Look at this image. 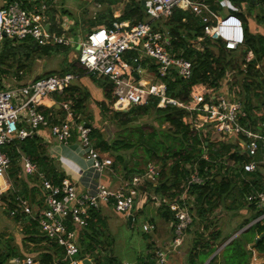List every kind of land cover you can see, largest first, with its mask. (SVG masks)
Wrapping results in <instances>:
<instances>
[{
  "label": "built area",
  "instance_id": "2783aa9c",
  "mask_svg": "<svg viewBox=\"0 0 264 264\" xmlns=\"http://www.w3.org/2000/svg\"><path fill=\"white\" fill-rule=\"evenodd\" d=\"M39 3L28 6L25 0H3L0 4V44L6 36L14 39L32 38L41 44L80 43L78 66L96 76H105L113 83L115 97L110 103L111 110L148 103L153 98L157 99L156 104L159 106L169 103L183 106L189 110L184 120L190 122L193 129L211 128L217 131L219 138L234 137L240 153L250 155V158L242 161L246 170L264 168L261 166L264 161V127L258 128V125L256 127V124L243 120L248 114L244 101L231 94L229 85L195 82L184 98L169 92V79L177 75L191 76L193 60L169 48L172 44L170 29L159 24L179 5L192 10L203 23L204 31L198 35L200 39L209 35L223 40L230 49H238L246 42V23L238 11L243 5L233 0H223L227 8L218 11L205 0H145L143 6L147 18L131 20L119 18L116 14L111 24L99 23L90 28L86 35H74L69 31L75 22L74 18L57 13L55 20L59 27L53 26L48 12L49 4L43 1ZM254 55V49L249 48L246 57L250 59ZM80 75L78 69H69L23 82H9L5 75H0V194L11 185L8 173L11 157L4 145L38 132L44 124L49 125L66 146L70 145L74 135L77 137L78 147L92 160L88 168H92L93 175H101L113 163L112 152L103 151L94 144L92 124H86L84 119H76L70 101H63L68 110L67 116L53 122L39 107L45 104L47 95L63 91ZM22 156L26 170L39 172L45 196L43 203L34 204L28 196L19 193L18 204L39 221L41 229L50 239L63 245L65 256L71 264H86L84 257L91 256L89 252L80 255L79 242V231L88 224L91 208L110 203L127 214L133 212L138 205L135 186L144 177L156 182L162 170L156 160H151L144 172H135L132 179H126L116 187L102 179H90L84 189H79L76 180L68 175L55 182L39 169L37 160L30 154L23 153ZM203 179L204 176L196 168L187 179V186L192 181L200 182ZM145 191L148 197L151 191L148 188ZM185 195H181L182 200L169 201L162 194L153 193L156 205L169 202L177 216L175 235L168 245L156 249L155 264L168 261L169 251L183 242L186 227L193 220ZM246 196L249 201L264 207V178L261 186L252 187ZM17 210L18 207H15L11 212ZM263 216L264 210L250 223ZM155 225L154 221L149 220L144 222L143 227L153 229ZM14 258L17 264H47L32 253L25 256L16 254ZM93 261L95 264H104L96 262L94 257ZM125 264H131V261L126 259Z\"/></svg>",
  "mask_w": 264,
  "mask_h": 264
},
{
  "label": "trees",
  "instance_id": "16d2710c",
  "mask_svg": "<svg viewBox=\"0 0 264 264\" xmlns=\"http://www.w3.org/2000/svg\"><path fill=\"white\" fill-rule=\"evenodd\" d=\"M45 1L50 4V8H54L52 4L54 0ZM106 1L111 5L118 0ZM233 1L241 5L248 1L263 3L262 10L256 14L258 23L263 26V29L254 30L247 22V14L238 10L246 23V42L238 49H230L223 40L209 35L200 39L198 35L204 31L203 23L192 10L179 5L173 9L169 16L164 18L162 23H159L160 26L165 25L170 29L172 44L169 45V48L193 60L191 76L177 75L176 78L169 79V92L184 98L186 89L190 90L191 85L195 82L203 81L214 86H222L225 82L224 79H227L228 83L230 80L231 94L236 98L243 99L248 112L243 120L246 123L256 124L255 126L258 125L260 128L261 126L264 127V124H261L264 121V0ZM25 2L27 5H31L28 0ZM213 5L217 7L215 4ZM113 18V13L109 15V9L95 17L96 22H106V24H111ZM119 18H132L133 20L147 18L141 0H127ZM51 20L53 26L59 27L53 13ZM2 41L0 44V75L14 74L16 77L13 81L7 79L9 82L28 81L43 74L69 69H78L83 72V69L75 62L67 61L61 68L45 70L34 77L27 78L28 73L26 72L32 70V63L36 56H45L60 50L66 52L67 56L71 48H77L76 44H41L32 38L14 39L8 36L4 37ZM249 48H253L255 52V55L250 59L246 57ZM94 77L98 79L105 91V97L97 99V103L103 113L108 112L111 110L110 103L115 97L113 83L105 76L97 77L94 75ZM91 94L90 89L84 88L78 82H72L63 91H55L59 105L56 103L52 105L41 104L39 107L48 115L50 122H53L65 116L64 109L66 108L63 101H70L76 119L91 122V137L94 144L103 151L112 152L114 154L112 165L117 167L122 163L125 175H129L132 179L135 172L142 173L145 171L140 159H136L135 164L129 165L124 152L134 146L136 142L124 129L120 130L117 137L111 140L107 138L102 127L93 123L89 118L82 117V112L85 114L89 112L87 102ZM156 103L157 99L153 98L148 103L132 105L129 110L113 109L110 116L116 123L126 126L130 121L145 113H150L152 110L158 112L159 124L149 132L148 137L152 139L145 140V148L147 161H150V156L156 154L161 160L162 170L156 182L151 178L144 177L138 187L148 188L151 191L148 198L153 201V193L162 194L169 201L182 200L181 195L186 194V201L193 213V220L186 227V231L189 232L192 226H195L197 234L194 238L196 243L189 251L187 264H202L203 260L198 259V251L207 247L211 248L214 246V240L222 236V230L216 227L217 219L220 217V210L217 209H220L225 197L239 184L238 179L243 180L244 186L239 184V191L243 192V196L252 187L261 186L264 168L246 170L243 167L242 161L250 158V155L240 153L239 144L234 137L214 139L207 134L202 135L199 131H193L191 123L184 120V115L189 111L185 107L175 103H169L166 106H159ZM154 136L161 138L154 139ZM143 138L147 137H141V139ZM4 148L11 157L8 170L11 185L0 194V200L7 206L9 213L12 208L18 207L13 216L25 221V238L39 244L35 248L36 250L29 253L36 255L47 264L53 262L71 264L69 258L65 256L63 245L50 239L41 229L39 221L27 211L22 210L17 200L19 193L28 196L31 203L34 204L43 203L45 196L39 172L26 170L23 153L30 154L37 160L39 169L43 170L55 182L61 181L64 176L68 175L61 159L51 153L47 143L38 132L23 139L16 138L5 144ZM205 152L208 154L205 155ZM196 168L204 176V179L200 182L192 181L187 186V179ZM183 182L185 185L182 184ZM238 203L240 202L238 201ZM109 205L111 204L104 203L98 208H91L88 224L79 231L80 255L89 252L98 263L125 264L124 260L111 251L112 245L109 242L111 239L105 235L103 210L104 206ZM250 205L254 209L253 216L247 221L260 215L264 210V207L257 205L255 201H250ZM156 213L163 215L168 221V234L172 239L175 235L177 220L175 209L171 207L169 202H166L156 206ZM152 218L151 220L156 223L154 217ZM157 227L158 224L156 223L154 228ZM247 229L255 231L254 245L261 252L264 251V235L257 237L264 232V216L250 223L244 230ZM144 230L148 232L151 229L144 228ZM154 238L149 242L150 249L146 250V253L140 257L136 264H155L157 260L156 249L164 245H160L156 237ZM236 238L231 239L233 241L224 250L228 264H248L250 261L248 252L243 243L237 241L244 239ZM228 248H234L236 252L230 250L226 253ZM27 253L21 254L18 247L15 248L8 244L6 250H0V264L15 254L25 256ZM208 264H213V262L210 261Z\"/></svg>",
  "mask_w": 264,
  "mask_h": 264
},
{
  "label": "rangeland",
  "instance_id": "374dc122",
  "mask_svg": "<svg viewBox=\"0 0 264 264\" xmlns=\"http://www.w3.org/2000/svg\"><path fill=\"white\" fill-rule=\"evenodd\" d=\"M98 1L103 3L106 2V0H54L53 9H55V11L58 10L59 14L66 13L68 17L74 19L78 18L71 24L72 26L69 31L74 35H78V33L86 35L91 25L96 22L95 16H99L101 14V12H94V8L96 5H98ZM205 1L210 2L212 5L215 4L217 7H215L214 5L213 7L218 11H223L227 8V6L224 5L223 0ZM125 2L126 0H124L123 4L120 3L118 5L122 4L123 8ZM262 6V2L253 3L248 1L245 2L241 8V10L245 14H247L248 20L254 30L263 29V26L258 23V20L256 18V14H258V11L260 12L262 10ZM159 22L162 23V21ZM78 52L79 48H71L67 56L66 52H64L63 50L45 56H36L32 63V70L30 69V72H26L28 73L27 78L34 77L39 72H44L45 70L61 68L67 61H73L78 65ZM3 64L6 65L5 63ZM82 76L87 77L86 80H88L89 84H84L82 81L80 82ZM82 76L77 77L75 81L79 82L84 88L92 90L93 93L97 95L98 91L95 87L96 85H101L98 79L89 72H86ZM6 78L11 81L16 79L14 74H10L6 76ZM224 81L226 82V86L231 84L230 80L229 83L225 79ZM95 98L96 101H94L93 103L90 100L87 102V109L89 112L87 114L82 112V117H87L93 123L102 127L107 138L111 140L117 137V134L120 133V130L124 129V131L128 132V135H130L132 140L136 142V144L130 147L129 150L124 151L128 159V164L133 165L135 164L136 159H140L142 161V166L145 167L148 162L145 140L152 139L148 137L149 132L159 124V118L157 117L158 112L156 110H152L150 113H145L138 118L130 121L126 125V127L124 125L116 123L115 120L110 116L113 109L105 112L106 114L103 113L99 104L97 103L98 96H95ZM64 110L65 116H67L68 110ZM27 124L29 125L30 122L27 121ZM193 131H199V133H202V135L207 134L208 136H210V138H219L217 131H214L211 128H201L200 130L194 129ZM159 135H161V133H159ZM141 137L147 138L141 139ZM155 138L161 137L154 136V139ZM53 140V143H58L57 141H55L57 140V138H54ZM110 154L114 157L113 153ZM57 158H59V156H57ZM149 160H156L162 166L161 160L158 159V156L156 154L150 156ZM91 161V158L86 157V162H82V164H85V167H89ZM261 166H264V161L261 162ZM115 168H118L120 171H122L124 176L130 178L129 175H125L126 173L122 163ZM69 174L70 173H68V176L70 178L74 180L77 179L76 177L71 176L72 174ZM238 182L241 186H244L243 180L241 178L238 179ZM182 184L185 185V182H183ZM239 184L236 185L232 189L231 193L225 197L224 201L220 205V209H217L220 210V217L217 219L216 227L222 230V236L217 240H220L219 245H221L225 240H231L235 237H237L236 239L243 238L248 248H252L250 264H264V251L261 252L260 249L254 245L255 231L252 229L244 230L245 228H247V226L250 225V221L254 219L253 218L252 220L247 221L249 218H252L254 209L253 207H251L250 201L248 200L246 194L243 196V192L239 191ZM135 187L137 189L136 192L138 205L133 209V212L136 216L132 224L129 223L127 212L115 208L112 204L107 207L104 206L103 210L105 215V235H108V238L111 239L109 240L112 245L111 251L124 261L126 259L132 261V264H136L135 262H137L140 257L146 253V250L150 249L149 242L154 240V237H156V240L171 239L170 235L168 234L169 223L163 215H159L158 213H156L157 205L153 202L152 199H149L147 197L145 191L146 188H139L138 185H136ZM235 198H238V200H235ZM238 201L240 203H238ZM245 208H248V210L245 211ZM14 213L15 212H11V210L9 213L7 206L0 200V250H6L8 244L13 245L15 248L18 247L21 254L36 250L35 248L39 244L33 240L25 238V221L16 219L15 216H13ZM152 217H154L156 223L158 224V227L146 232L144 230L143 224L144 222L153 219ZM196 235V228L195 226H192L189 232L186 231L185 233L184 241H187L186 244L182 243L178 248H184L190 251L191 247L196 243V241H194ZM259 236H261V234L257 237ZM42 243H44V241H42ZM210 250L211 248H209L208 250L200 249L198 251V257L205 258ZM230 250L232 249H226V253H228ZM177 256L178 255H176L175 253L174 257ZM207 258L209 257L207 256L206 259ZM94 260L97 262L95 257ZM3 264H17V262L14 256H11Z\"/></svg>",
  "mask_w": 264,
  "mask_h": 264
},
{
  "label": "crops",
  "instance_id": "0c3cea01",
  "mask_svg": "<svg viewBox=\"0 0 264 264\" xmlns=\"http://www.w3.org/2000/svg\"><path fill=\"white\" fill-rule=\"evenodd\" d=\"M28 1L31 3V5H28V6L34 5V2H36L38 4H40L39 3L40 1L46 2L45 0H32V1L28 0ZM2 2H3V0H1L0 4ZM126 2H127V0H126ZM126 2H125V4H126ZM120 3L123 4L124 0H118L114 3H112L111 5H109V3L107 1L105 3L98 1V5L95 6L94 12L95 13L101 12V14H103L104 12L107 11V9H109V15H111L113 13L114 17L116 14H118L120 16L124 10V7H125V5H124V7L122 8V4L118 5ZM26 4H27V2H26ZM51 9L52 8L48 9L49 14L51 15L53 13L54 16L56 15V17H57V13L59 11L58 10L55 11V9H52V10ZM64 14H66V13H64ZM97 16H95V17H97ZM77 19L75 18L74 20L76 21ZM129 19L133 20L132 18H129ZM247 22H249L248 17H247ZM99 23H101V22H96V23L92 24L90 28H92L93 26H95L96 24H99ZM104 23H106V22H104ZM80 73H81V75L79 77H81L83 74H85L86 71L83 70V72L80 71ZM92 75H94V74H92ZM97 77H99V76H97ZM86 78L87 77L82 76L80 79V82L82 81L84 84L85 83L89 84V82H88V80H86ZM75 79L73 80V82H76ZM95 88L98 91L97 95H95L93 93V91L90 90L92 93L91 94L92 98L90 97L89 100L92 103L94 101H96L95 96H98L97 99L104 98L105 92H104L102 85H100V86L96 85ZM47 98H49L50 100L47 101ZM45 101H46L45 104H47V105H52L54 103H56L57 105L60 104L56 98L55 92L47 95L45 97ZM38 133L43 137V139L45 140V142L49 146L51 153L54 154L56 157L59 156V158L61 159L62 165H64L63 167H65L67 173H70V174H72L71 176H74L77 178L75 180L79 186V189H84L87 186V184L89 183L90 179H102V180L106 181L109 185H111L112 187L118 186L119 184H121L126 179L130 180V178H127L126 176H124L122 171H120L118 168H115V166H112V164L110 166H108V168H106L105 171L101 175H99V174L93 175L92 168L85 167V164H82V162H86V156L84 155L83 150L78 147V140L76 139L77 137L75 135H74L73 139L71 140L70 145L66 146V145L61 143V141L53 133V131L49 125L44 124L43 126H41L38 129ZM54 138H57V140H55L58 142L57 144L53 143ZM247 210H248V208H245V211H247ZM157 241H158V243H160V245L166 246L169 244V242L171 240H157ZM194 241H196V240H194ZM219 241L220 240H214V246L211 247V250L207 255L209 258L206 259L207 256L205 258L198 257V259L203 260L202 264H208L210 261H212L213 264H228V260L225 257L224 250H225L226 246L230 245L231 241H233V240H225L221 245H219V243H220ZM237 241L243 243L244 247L246 248V250L248 252V257L250 258V261L248 264H250L251 256H252V248H248V246L244 240H237ZM186 242L187 241L183 240L182 243L186 244ZM181 244L179 246H181ZM164 246H162V247H164ZM216 246H217V248H216ZM178 247L175 249H171L169 251L168 261L165 262V264H187V258H188L187 255H188L189 251L184 249V248L179 249ZM192 247H191V249H192ZM208 249H209V247L206 248V250H208ZM232 250L236 252V250L234 248ZM175 253H176V255H178L177 257H174ZM135 263H137V262H135ZM131 264H132V261H131Z\"/></svg>",
  "mask_w": 264,
  "mask_h": 264
},
{
  "label": "water",
  "instance_id": "95a60500",
  "mask_svg": "<svg viewBox=\"0 0 264 264\" xmlns=\"http://www.w3.org/2000/svg\"><path fill=\"white\" fill-rule=\"evenodd\" d=\"M141 3H142V5H144L145 4V0H141ZM46 25L49 26V22H47ZM76 47L79 48L80 47V43H77ZM185 96H187V89H186V92H185ZM118 109L119 110H129L130 107L118 108ZM86 124H91V122L90 121H86ZM69 216L72 217V214L70 213ZM128 218H129V223L132 224L133 220H134V212H130L128 214ZM262 235H264V232H262ZM84 261L86 262V264H95L94 261H93V257L92 256L84 257Z\"/></svg>",
  "mask_w": 264,
  "mask_h": 264
},
{
  "label": "bare ground",
  "instance_id": "6f19581e",
  "mask_svg": "<svg viewBox=\"0 0 264 264\" xmlns=\"http://www.w3.org/2000/svg\"><path fill=\"white\" fill-rule=\"evenodd\" d=\"M50 99L49 98H47V101H49Z\"/></svg>",
  "mask_w": 264,
  "mask_h": 264
},
{
  "label": "clouds",
  "instance_id": "9594fccd",
  "mask_svg": "<svg viewBox=\"0 0 264 264\" xmlns=\"http://www.w3.org/2000/svg\"><path fill=\"white\" fill-rule=\"evenodd\" d=\"M134 217H135V215H134Z\"/></svg>",
  "mask_w": 264,
  "mask_h": 264
}]
</instances>
